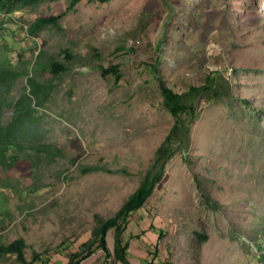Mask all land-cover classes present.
I'll return each instance as SVG.
<instances>
[{
	"label": "rangeland",
	"instance_id": "rangeland-1",
	"mask_svg": "<svg viewBox=\"0 0 264 264\" xmlns=\"http://www.w3.org/2000/svg\"><path fill=\"white\" fill-rule=\"evenodd\" d=\"M69 2L15 4L0 14V67L21 66L50 87L19 124L18 141L63 153L38 157L33 170L32 151L24 171L0 168L12 213L0 216V243L22 238L28 260L41 256L34 264L66 262L97 217L113 216L137 189L172 128L160 86L185 93L208 83L197 117L187 119L188 149L174 152L143 207L158 241L141 264H264V0H80L56 24L27 33ZM37 59L67 69L30 70ZM110 66L117 74L102 73ZM27 78L0 87L8 102L0 126L29 92ZM94 164L111 171H81ZM0 264L19 263L3 255ZM80 264L118 262L94 248Z\"/></svg>",
	"mask_w": 264,
	"mask_h": 264
},
{
	"label": "trees",
	"instance_id": "trees-1",
	"mask_svg": "<svg viewBox=\"0 0 264 264\" xmlns=\"http://www.w3.org/2000/svg\"><path fill=\"white\" fill-rule=\"evenodd\" d=\"M41 0H0V14L4 11L10 10L12 5L20 4L26 6L29 4H36ZM80 0H70L64 12L58 15H51L47 17H40L34 20L27 28L29 35H35L47 26L56 24L67 10H71ZM43 69L50 72L52 75H58L65 71L67 68L58 62H51L46 67H43L40 60H36L30 65V70L33 71ZM102 73L115 72L116 67L110 66L107 68L102 67ZM26 75L29 92L19 98L14 104V115L11 122L5 126H0V168L13 169L22 172L27 169L25 155H29L32 151L33 164L30 168L35 169L37 166L36 159L44 156L47 159H55L63 155L62 150L50 144H28L24 145L18 141V126L24 122L31 114L35 106L41 105L43 100L48 96L50 87L40 83L35 77L30 76L27 70L11 67H0V87L7 82L10 78ZM204 88H209L208 83L205 87H192L185 93H176L165 85L160 86V93L163 99L164 107L172 114L175 122L168 132L166 138L161 145L156 149L153 160L137 187V189L128 196L119 209L113 216L100 219L97 217L96 224L91 230L90 237L83 243L80 248L69 253L67 261L63 264H80L83 260L93 253L94 248H98L105 255V259L111 257L114 261L120 264H131L128 259L129 238L130 232L128 231L129 217L139 209L143 208L149 198L152 196L157 183L162 179L166 164L173 156L174 152L187 150L190 143V126L188 120L192 122L198 115L197 101ZM8 102L1 98L0 95V113L2 108ZM29 146V147H26ZM29 157H27V160ZM76 160L74 159L73 162ZM83 173H90L93 171H111L103 164L84 165L81 167ZM11 188V182L7 179L0 177V216L5 213L12 216V213L7 209L5 204V195L2 189ZM2 225H0V233L2 232ZM113 230V248L109 249L107 245L106 235L107 232ZM206 238L204 237L203 240ZM26 243L22 238L15 239L7 244L0 243V257L3 255H13L19 264H34L41 256L38 253H32L30 260L25 257ZM162 264H174L166 263Z\"/></svg>",
	"mask_w": 264,
	"mask_h": 264
},
{
	"label": "crops",
	"instance_id": "crops-1",
	"mask_svg": "<svg viewBox=\"0 0 264 264\" xmlns=\"http://www.w3.org/2000/svg\"><path fill=\"white\" fill-rule=\"evenodd\" d=\"M132 223L136 226L138 225L139 229L137 231L132 230V227H130ZM127 228H131V230H129L131 231V235L129 238L128 259L131 264H141V258L147 255L148 251L156 245L158 233L151 224V220L146 218V212L143 208L129 217Z\"/></svg>",
	"mask_w": 264,
	"mask_h": 264
},
{
	"label": "clouds",
	"instance_id": "clouds-1",
	"mask_svg": "<svg viewBox=\"0 0 264 264\" xmlns=\"http://www.w3.org/2000/svg\"><path fill=\"white\" fill-rule=\"evenodd\" d=\"M212 35H214V33ZM209 47L214 49L217 53L223 52V48H222L221 44L216 42V41L210 40Z\"/></svg>",
	"mask_w": 264,
	"mask_h": 264
}]
</instances>
